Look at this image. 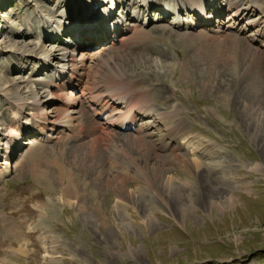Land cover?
<instances>
[{
  "label": "rangeland",
  "instance_id": "1",
  "mask_svg": "<svg viewBox=\"0 0 264 264\" xmlns=\"http://www.w3.org/2000/svg\"><path fill=\"white\" fill-rule=\"evenodd\" d=\"M5 4H0L4 13L20 25L22 15L26 21L37 20L32 6L57 10L65 2L9 0ZM131 7L140 9L142 17L137 21L151 36L137 34L119 47L127 54L122 63L134 81L133 94L120 114L130 111L146 91L157 110L170 103L179 108L185 127L176 135L188 143L183 150L165 147L176 144L164 129L151 125L154 118L149 114L124 129L104 124V113L94 115L95 129L89 134L77 129L76 139L58 130L50 140L41 139L35 130L21 132L9 162L13 165L20 151L28 150L26 169L13 168L0 178V264H264V121L258 123L252 115L260 109V118H264V49L249 40L257 23L239 35L240 45L247 44L251 54L227 43L216 52L227 56L226 64L207 68L201 57L216 50L213 41L185 40L178 35L198 32L203 23L197 22L203 19L196 16L198 30H191L184 16L178 23L186 27L169 24L175 22L171 10L161 14L157 8H140L138 2ZM120 14L118 7L116 18ZM56 15L49 13L51 19ZM257 15L253 9L251 18ZM73 21L72 29L78 26ZM106 24L113 27L108 20ZM97 27L98 23L89 25L79 36L82 49L93 57L91 68L96 67V48L110 44L102 39L107 35L102 26ZM0 29V74L16 80L27 77L32 54L23 50L35 48L36 40L47 49L75 43L70 29L59 31L55 38L41 39L37 29L25 38L12 36L5 21ZM9 39L21 47L24 63L11 71L13 61L6 51ZM140 55H158L157 68L145 60L137 62ZM35 73L50 79L43 67ZM1 112L3 118L11 116ZM30 139L34 142L27 146ZM81 147L85 156L100 152L99 164L74 153ZM149 154L153 158L147 161ZM167 155L184 158L190 169L194 157L201 162L198 171L191 169V173L170 160L165 163L179 195L173 190L166 196L155 177L157 164ZM34 163L41 166V176L34 175ZM92 163L97 173L90 171ZM187 179L190 183L183 185ZM228 195L235 200L232 207L223 201ZM210 196L219 208H209Z\"/></svg>",
  "mask_w": 264,
  "mask_h": 264
},
{
  "label": "bare ground",
  "instance_id": "2",
  "mask_svg": "<svg viewBox=\"0 0 264 264\" xmlns=\"http://www.w3.org/2000/svg\"><path fill=\"white\" fill-rule=\"evenodd\" d=\"M8 1L0 0L1 7L5 6V2ZM60 2H65V4L64 6L58 5L57 10L51 8L46 11L37 6H32V12L37 20L29 22L22 15L20 25L9 20L10 16L4 13V10L0 7V15L2 14L0 23L2 21L6 22L11 29L12 36L25 38L26 36H32L35 33L33 29H37L40 39L45 36L55 38L59 35V31L70 29L69 32L75 41L73 45L63 44L62 47L52 46L47 49L40 41L36 40L38 38L36 37L34 38L36 40L35 48L23 50L32 54V59L27 65L29 70L27 77L16 80L7 78L4 73L0 74V178L3 173L11 172L13 168L20 167L21 171L23 168L26 169V157L30 156L28 150H21V154L17 158L15 157L13 165L9 162L11 152L18 148L16 143L21 132L27 133L35 130L34 132L40 135L41 139L50 140L53 132L58 130L63 136L76 139V130L79 129L80 134H89L95 129L94 115L99 116L102 113L105 114L106 119L104 124L116 129L131 128L133 124L140 121L143 115L149 114L151 118H154L151 125L164 129L165 136L170 137L176 144L174 147L166 144L165 147L183 150V145L188 142L180 140V137L176 135V131L185 127V121L178 116L179 108L174 103H170L169 107L165 109L157 110L151 102L150 93L145 91L135 100L130 111L124 115L120 114L128 97L133 94L134 81L128 78L129 71L122 63L124 60L122 57L127 56V54L124 56V51L121 52L119 47L125 41L129 43L131 38L137 34L151 36L150 33L144 31L142 23L137 21L141 19L142 13L140 9L135 10L131 7L135 2L139 3L140 8L143 7L146 10L157 8V11H161V14H166L171 10L172 19L175 20V24H178V26L180 24L185 26L184 23H178L184 16L188 19V28L191 30L196 28L194 26L196 16L203 19L197 22V24L203 23L202 29L198 32L186 31L178 35L185 40L197 38L213 41V46H217L216 50L208 52L206 54L208 57L204 59L205 55L201 57V63L207 68L213 67L218 62L226 64L227 56L225 57L224 54L221 55L216 52L219 47H223L227 43L238 45L241 50L250 53L247 44L240 45L239 35L256 23L257 26L249 35V40L252 43H258L264 49V0H261L263 5L259 3V0H221V2L219 0H111V4L107 7L104 6L105 0H59ZM117 6L121 7L122 11L120 16L116 18V11L112 14V10ZM253 9L258 10L257 18L254 19L251 18ZM105 10L107 12H104ZM50 12H56L58 15L51 19ZM186 12L187 15H185ZM101 18L109 19L111 24H114V29L108 35L102 36V39L109 40L110 44H104L100 48H96V57H94L96 67L91 68L93 57L82 49L79 36L89 30V25H97ZM72 21L75 25H78L74 29H72ZM172 23L174 21L169 24ZM98 28L99 26L96 29ZM22 31H25V33L20 35ZM0 34H2L1 31ZM20 48L17 41L9 39V46L6 51H8L13 61L9 67L10 71L13 67L15 69L24 67L22 62L23 52ZM4 54L6 55L5 52H3ZM239 57L243 63L246 62L242 54ZM143 60L157 68L160 59L158 55H140L137 58V62ZM3 62L4 65H7L8 59H4ZM41 67L48 71L49 80H44L38 75L39 73H35ZM136 71L132 70L131 73ZM70 86L71 89L79 86L80 90L74 92L70 89L66 92V89ZM1 111L10 113L11 116L3 118ZM260 113V109L252 112L253 120L258 121V123L264 121V118H260ZM176 117H178L177 120H175ZM123 137L125 138V135ZM59 138L61 137L59 136ZM126 138L129 137L126 136ZM131 140L134 141L132 137ZM33 142L34 139H30L25 144L28 146ZM134 142L138 143L137 141ZM143 146L151 151L147 144ZM192 151L197 156V150L192 148ZM30 152L34 153V149H30ZM74 153L82 155L88 161L94 160L97 164L100 162V152L91 151L87 157L81 147L76 149ZM151 158H153V154H149L146 159L148 161ZM168 160L182 165L189 173H191V169L198 171L201 166L199 157H194L191 160V169L188 166V161L184 158L175 155L162 157L161 163L157 164L155 177L160 179L161 187L166 196L168 191H177L175 177L168 173L169 168L165 166ZM257 165L260 164H254V166ZM32 167L36 171L34 175L39 176L41 166L34 163ZM253 168L250 166V169ZM89 169L91 172L97 173L93 163L89 166ZM189 183L190 180L187 179L183 185L187 184L188 186ZM124 191L128 197L129 192ZM223 201L229 207H232L235 202L231 195L224 197ZM77 202L78 200L74 201V203ZM68 203L70 202L68 201ZM80 208L84 210L83 205H80ZM209 208H219L218 203L212 196L209 199ZM180 210L182 214L185 213L184 207L180 206Z\"/></svg>",
  "mask_w": 264,
  "mask_h": 264
}]
</instances>
